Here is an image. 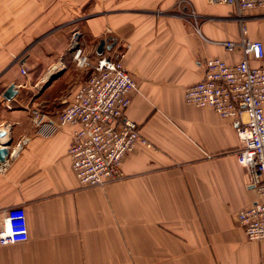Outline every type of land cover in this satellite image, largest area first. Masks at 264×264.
<instances>
[{
	"label": "crops",
	"instance_id": "obj_1",
	"mask_svg": "<svg viewBox=\"0 0 264 264\" xmlns=\"http://www.w3.org/2000/svg\"><path fill=\"white\" fill-rule=\"evenodd\" d=\"M71 15L85 18L95 48L110 35L123 50L137 85L125 114L150 144L124 154V177L104 187L79 184L68 155L74 128L56 126L62 100L84 80L66 77ZM245 23L264 45V9ZM239 29L233 7L205 0H0V145L10 142L0 204L23 206L28 234L0 244V264H264V239L249 240L235 219L257 199L236 159V122L183 96L207 58L240 59L222 45ZM21 61L39 73L22 74ZM37 106L46 126L32 124Z\"/></svg>",
	"mask_w": 264,
	"mask_h": 264
},
{
	"label": "built area",
	"instance_id": "obj_2",
	"mask_svg": "<svg viewBox=\"0 0 264 264\" xmlns=\"http://www.w3.org/2000/svg\"><path fill=\"white\" fill-rule=\"evenodd\" d=\"M209 6H230L240 22L239 36L222 41L226 50H237L240 59L227 62L219 57L205 60L202 79L184 89V100L194 106H209L222 118L236 122L239 146L237 162L255 186L257 199L235 214L249 240L264 239V66L251 60L264 59V45L251 39L245 23L249 11L264 9V0H205ZM70 43L72 60L86 73L57 114L56 126H73L68 155L71 168L81 186L104 187L121 180V160L136 144L149 146L138 125L125 111L136 81L124 68V52L111 47L94 55ZM20 72L27 73L21 61ZM41 107L30 109L34 126H46ZM54 124H51V126ZM0 244L27 239L26 214L22 205L0 204Z\"/></svg>",
	"mask_w": 264,
	"mask_h": 264
},
{
	"label": "rangeland",
	"instance_id": "obj_3",
	"mask_svg": "<svg viewBox=\"0 0 264 264\" xmlns=\"http://www.w3.org/2000/svg\"><path fill=\"white\" fill-rule=\"evenodd\" d=\"M70 20L71 24H73V21L75 23L76 28L73 29V31L67 33V42L69 41V44L76 39V41L81 42L82 44V48L85 51H90L91 56L94 55V45L97 43L96 40H94L89 33L86 31V26H85V18H77V20L75 19V17H73V15L68 16L63 18V20ZM53 28H56L54 25H52ZM71 28V27H70ZM36 39V37H35ZM29 49L25 48L22 50L18 51V55L16 57V60H19L26 52H28ZM69 53L66 51V56L68 64L66 65V77L69 78L71 77H77L79 76V78H85L86 73L83 70H80L79 68H77V66L75 65V63L72 60V55H71V51L72 49L69 47L68 49ZM71 58V59H70ZM27 68V71L29 73V75L34 78L35 75H37L39 73V66L34 65L32 62H28L27 64L24 65ZM77 75V76H76ZM65 87V85L63 86V88Z\"/></svg>",
	"mask_w": 264,
	"mask_h": 264
},
{
	"label": "water",
	"instance_id": "obj_4",
	"mask_svg": "<svg viewBox=\"0 0 264 264\" xmlns=\"http://www.w3.org/2000/svg\"><path fill=\"white\" fill-rule=\"evenodd\" d=\"M114 38L110 35H108L105 38H100L98 41V44L96 46V52L98 54H102V52L104 51V49H109L113 46L114 44ZM16 92V88L15 85L13 83H10L2 92V96L9 100L11 99L14 94ZM10 144V142H5L3 144L0 145V162H2L5 159V156L8 153V149L7 146Z\"/></svg>",
	"mask_w": 264,
	"mask_h": 264
}]
</instances>
